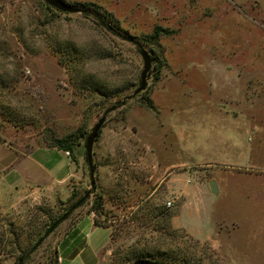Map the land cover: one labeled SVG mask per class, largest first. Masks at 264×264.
Here are the masks:
<instances>
[{
	"label": "rangeland",
	"instance_id": "1",
	"mask_svg": "<svg viewBox=\"0 0 264 264\" xmlns=\"http://www.w3.org/2000/svg\"><path fill=\"white\" fill-rule=\"evenodd\" d=\"M62 1L99 8L0 0V141L28 152L70 137L81 157L67 192L0 215V264H58L44 232L79 199L72 219L111 229L97 264L145 250L177 264H264V0ZM155 27L171 33L140 40ZM142 50L149 77L132 96ZM102 117L91 185L83 145Z\"/></svg>",
	"mask_w": 264,
	"mask_h": 264
},
{
	"label": "crops",
	"instance_id": "2",
	"mask_svg": "<svg viewBox=\"0 0 264 264\" xmlns=\"http://www.w3.org/2000/svg\"><path fill=\"white\" fill-rule=\"evenodd\" d=\"M65 152L46 146L17 152L8 142L0 141V215L16 202L44 201L63 190L67 192L76 172V158L81 157L79 149L73 152L75 160ZM85 230L90 237H84ZM102 232L105 238L100 240L96 235ZM52 233L58 264H97L99 254L109 243L111 229L95 225L92 214L74 219L69 215Z\"/></svg>",
	"mask_w": 264,
	"mask_h": 264
},
{
	"label": "trees",
	"instance_id": "3",
	"mask_svg": "<svg viewBox=\"0 0 264 264\" xmlns=\"http://www.w3.org/2000/svg\"><path fill=\"white\" fill-rule=\"evenodd\" d=\"M45 5L48 7V8H51V9H54L50 6H48L46 3ZM77 10H79L80 12H89L88 9H98L99 7L97 5H94V4H91V3H88V4H85L84 6H81L83 9L81 8H78V7H75V6H71ZM87 8V10L85 9ZM56 10V9H54ZM58 11V10H57ZM60 12V11H59ZM108 18L111 16L109 14L106 15ZM98 20H100L101 22H104V17L102 16H97ZM110 19H108L106 22H110L109 21ZM109 30H112L114 31V25L110 22L109 25ZM115 32V31H114ZM171 31L167 30V29H163L161 27H155L152 31V33L147 36V37H142V41H144L145 43H149V44H155L156 46H158V39L159 37L162 35V34H170ZM124 39L126 40H129L131 42H133L134 44H138L137 41V37H134V36H130V35H125ZM146 107L147 108H153L152 104L150 101L147 102L146 104ZM100 133V131H99ZM83 138L86 137V134L84 133L82 135ZM87 138V137H86ZM86 140V139H85ZM85 144V142H84ZM77 146V143L73 140H70V137H66L64 139H58V140H55L53 142V144L51 145H48L46 147H55L57 149H60V150H63V151H68L71 155H72V158L73 160H75V156H73V152H74V149L76 148ZM83 149H84V145H83ZM84 151V150H83ZM84 155V159L86 161V158H85V152L83 153ZM93 166H94V163H93ZM73 197V195L71 194L70 197H69V200H71ZM83 203V200L82 199H79L78 201L74 202L68 209L67 212L63 213L61 216H59L56 220H54L52 223H50V225L47 227V229L45 230L44 232V236H48L50 233H52L55 228L58 226V224H60L63 220H65L70 214L71 212L76 209L77 207H79L81 204ZM101 206V203H96V207L97 208H100ZM94 223L95 225L97 226H101V227H107V226H104V225H101L99 223H97L95 220H94ZM41 239L38 240V242H40ZM133 259L137 260V259H146V260H149L151 262H153L154 264H177L178 260L174 261V259L172 258V256H166L161 253L160 251H148V250H145L144 252H135L133 257ZM15 264H25V255H19L16 260H15Z\"/></svg>",
	"mask_w": 264,
	"mask_h": 264
},
{
	"label": "water",
	"instance_id": "4",
	"mask_svg": "<svg viewBox=\"0 0 264 264\" xmlns=\"http://www.w3.org/2000/svg\"><path fill=\"white\" fill-rule=\"evenodd\" d=\"M48 6L63 12V13H78L80 12L79 10L67 5L65 2L62 0H43ZM141 58L143 60V69L140 73V83L139 86L133 91L132 96H135L139 94L140 92L144 91L146 87V81L147 78L149 77V70H150V56L149 54L145 51L142 50L140 52ZM105 121V118L102 117L98 120V122L94 125L92 131L89 133L85 140L84 144V152H85V158H86V163L88 166L89 170V177H90V184H94V166H93V145L94 142L99 134V131ZM209 188L212 193H217V187L214 181L209 182ZM131 264H154L153 262L145 259H137Z\"/></svg>",
	"mask_w": 264,
	"mask_h": 264
},
{
	"label": "built area",
	"instance_id": "5",
	"mask_svg": "<svg viewBox=\"0 0 264 264\" xmlns=\"http://www.w3.org/2000/svg\"><path fill=\"white\" fill-rule=\"evenodd\" d=\"M69 155H70L69 152L66 151V152H65V156L69 157ZM167 204L169 205V203H167Z\"/></svg>",
	"mask_w": 264,
	"mask_h": 264
}]
</instances>
